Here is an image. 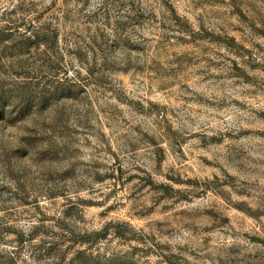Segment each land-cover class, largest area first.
<instances>
[{
  "label": "rangeland",
  "instance_id": "obj_1",
  "mask_svg": "<svg viewBox=\"0 0 264 264\" xmlns=\"http://www.w3.org/2000/svg\"><path fill=\"white\" fill-rule=\"evenodd\" d=\"M0 31V264H264V0H0Z\"/></svg>",
  "mask_w": 264,
  "mask_h": 264
},
{
  "label": "trees",
  "instance_id": "obj_2",
  "mask_svg": "<svg viewBox=\"0 0 264 264\" xmlns=\"http://www.w3.org/2000/svg\"><path fill=\"white\" fill-rule=\"evenodd\" d=\"M1 32V31H0ZM38 31L36 30L35 26L29 25L28 30L23 31L22 33L18 34L20 37L28 41L29 39L35 40V42H38L39 37L40 39L42 38L41 36L37 35Z\"/></svg>",
  "mask_w": 264,
  "mask_h": 264
}]
</instances>
